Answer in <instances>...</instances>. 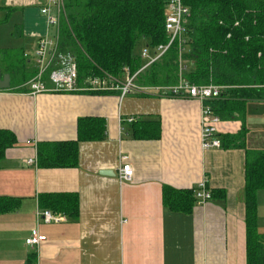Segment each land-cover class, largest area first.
<instances>
[{
    "label": "crops",
    "instance_id": "0c3cea01",
    "mask_svg": "<svg viewBox=\"0 0 264 264\" xmlns=\"http://www.w3.org/2000/svg\"><path fill=\"white\" fill-rule=\"evenodd\" d=\"M47 3L0 0V70L10 75L9 87L0 89V129L16 137L0 159V195L21 200L16 210L0 213V264H246L244 149L201 147L202 102L154 88L162 85L124 96L118 89L29 92L38 40L56 37L40 11ZM125 67L116 76L122 81ZM147 114L160 118V138L134 139L127 118ZM86 116L104 120L105 137L79 142L76 167L26 162L36 161L39 142L76 139L78 118ZM242 122L246 147L263 149L264 99L249 101L244 117L220 120L218 133H235ZM121 154L129 156L132 181L116 176ZM201 180L225 197L195 201L189 213L163 204V185L195 188ZM45 193H76L77 218L58 213L63 220L43 222L38 196ZM257 205L264 240V190ZM33 229L46 236L38 246L25 242Z\"/></svg>",
    "mask_w": 264,
    "mask_h": 264
},
{
    "label": "trees",
    "instance_id": "16d2710c",
    "mask_svg": "<svg viewBox=\"0 0 264 264\" xmlns=\"http://www.w3.org/2000/svg\"><path fill=\"white\" fill-rule=\"evenodd\" d=\"M190 14L185 23L184 50L188 61L183 75L191 83L223 86L219 97L209 100L221 120L245 116L247 103L264 99V0H182ZM167 0H63L59 48L74 54L79 81L108 73L118 76L124 66L132 74L144 63L136 46L154 49L167 42L164 28ZM0 4V10L3 9ZM178 41L159 59L138 73L141 85L169 86L177 82ZM23 62L17 61L12 71ZM187 62V63H188ZM17 65V66H16ZM14 69V70H13ZM23 70V67H22ZM134 139H159L161 121L147 114L126 123ZM243 122L235 133L219 134L221 147L244 149V209L246 264H264V240L258 230L257 192L264 190V149L246 147ZM105 122L100 117L78 118L74 140L42 141L37 144L36 165L42 168L76 167L80 141L102 140ZM16 142L13 132L0 129V159ZM194 187L162 186V202L172 210L189 213L195 205ZM211 197L224 198L222 188ZM40 208L78 216L76 193H45ZM19 197L0 195V213L16 210Z\"/></svg>",
    "mask_w": 264,
    "mask_h": 264
},
{
    "label": "built area",
    "instance_id": "2783aa9c",
    "mask_svg": "<svg viewBox=\"0 0 264 264\" xmlns=\"http://www.w3.org/2000/svg\"><path fill=\"white\" fill-rule=\"evenodd\" d=\"M41 13L46 17L48 25L56 30L55 40L49 36H43L38 40L35 49V62L37 72L35 76L27 84L29 92L36 94L45 91H106L118 89L120 96H124L130 92L144 91L147 86L136 83L139 72L148 67L152 62L160 58V56L174 42L178 41L179 51V67L177 82L169 86H156L157 91L169 93L172 95L185 94L189 98L197 99L202 102L200 112V144L204 150L221 148V140L218 133L219 116L213 111L209 100L220 96L223 86L213 83L194 84L184 78L181 52L184 50L186 39L184 38L185 23L190 14L189 8L184 5L182 0H167L164 28L167 34V42L157 45L150 53V48L143 46L139 55L144 60L142 66L133 74H130L128 67L124 68L125 77L122 80L108 73L103 75H93L86 77L83 81H79L77 72V63L74 54L70 51H62L59 48V26L60 18L64 13L63 0H48L47 5L40 9ZM47 75L51 86H48L44 80ZM134 119L129 116L127 122ZM27 163L36 162L34 159H27ZM116 176L120 182L133 180V167L129 156L121 154L117 166ZM195 201L197 204H204L211 198V192L205 186V181L201 180L194 190ZM39 218L45 223L59 222L63 220V216L58 213H52L48 209L38 212ZM46 236L38 233L36 229L31 230L25 242L29 246H38Z\"/></svg>",
    "mask_w": 264,
    "mask_h": 264
},
{
    "label": "water",
    "instance_id": "95a60500",
    "mask_svg": "<svg viewBox=\"0 0 264 264\" xmlns=\"http://www.w3.org/2000/svg\"><path fill=\"white\" fill-rule=\"evenodd\" d=\"M9 84H10V75L8 73H1V70H0V89L8 88ZM104 173H107V172H104Z\"/></svg>",
    "mask_w": 264,
    "mask_h": 264
},
{
    "label": "rangeland",
    "instance_id": "374dc122",
    "mask_svg": "<svg viewBox=\"0 0 264 264\" xmlns=\"http://www.w3.org/2000/svg\"><path fill=\"white\" fill-rule=\"evenodd\" d=\"M143 46V44H139V45H137L136 46V51L138 52L139 51V49L141 48ZM190 68H191V66H190ZM183 77H184V75H182ZM185 78V77H184ZM264 149V148H263Z\"/></svg>",
    "mask_w": 264,
    "mask_h": 264
}]
</instances>
